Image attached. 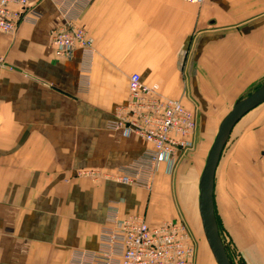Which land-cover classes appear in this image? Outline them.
Masks as SVG:
<instances>
[{"label": "crops", "instance_id": "obj_1", "mask_svg": "<svg viewBox=\"0 0 264 264\" xmlns=\"http://www.w3.org/2000/svg\"><path fill=\"white\" fill-rule=\"evenodd\" d=\"M35 12L16 34L0 33V264H101L92 257L113 210L194 232L199 194L189 201L171 176L197 173L198 133L173 167L158 165L150 187L132 186L111 175H146L151 148L109 124L133 73L200 124L260 88L264 0H43ZM67 23L87 30L92 57L57 55L51 33ZM214 202L237 252L264 264V103L232 130Z\"/></svg>", "mask_w": 264, "mask_h": 264}, {"label": "built area", "instance_id": "obj_2", "mask_svg": "<svg viewBox=\"0 0 264 264\" xmlns=\"http://www.w3.org/2000/svg\"><path fill=\"white\" fill-rule=\"evenodd\" d=\"M43 0H0V33L14 35L22 23H33L35 6ZM202 5L210 0H183ZM51 43L58 56L70 58L77 50L92 57L93 40L82 26L68 24L53 30ZM129 100L116 108L109 127L135 134L150 146L143 166L146 175H111L124 185L143 182L150 187L160 163L174 166L195 148L196 112L181 100L165 98L158 84H147L139 73L129 77ZM143 176V177H142ZM101 232V251L92 258L101 264H195L197 245L188 225L180 220L149 224L144 216L121 218L113 210Z\"/></svg>", "mask_w": 264, "mask_h": 264}, {"label": "water", "instance_id": "obj_3", "mask_svg": "<svg viewBox=\"0 0 264 264\" xmlns=\"http://www.w3.org/2000/svg\"><path fill=\"white\" fill-rule=\"evenodd\" d=\"M262 103H264V84L234 105L219 126L199 181V213L202 228L217 264H232L220 234L215 211L214 190L217 169L234 127L245 115Z\"/></svg>", "mask_w": 264, "mask_h": 264}, {"label": "rangeland", "instance_id": "obj_4", "mask_svg": "<svg viewBox=\"0 0 264 264\" xmlns=\"http://www.w3.org/2000/svg\"><path fill=\"white\" fill-rule=\"evenodd\" d=\"M252 92L247 93L243 96L247 97L248 95H250ZM234 106H232L231 108H229L228 110H218V109H214L211 112V118L209 119V121L211 120L212 122L210 123H198V139H199V143L201 146V160L200 163L198 162L199 166H198V170L197 173H195V171H189L188 174L186 175L185 178L183 179H179L178 178V174L177 172H174V176H171L172 179L175 181L182 182L183 183V188L184 191L186 193L185 198H187L189 201H191L193 199V194L196 193L197 196L199 194L198 191V183L201 177V172L206 164V160L209 154V151L215 141V138L217 136L218 130H219V126L222 122V120L224 119V117L232 110ZM181 185V183H180ZM196 196V197H197ZM195 201V199H194ZM218 224H219V229H220V234L222 237V240L225 244L226 247V251L227 254L229 256V259L231 261L232 264H247L246 260L243 258L242 254H240L239 252H237L238 248L236 246V244L233 242L232 238L230 236H228V234L226 233L225 230L221 229L222 222H219V219L217 218ZM194 228V232L192 231L194 237H195V241H196V245H197V254H196V262L195 264H217L213 254L209 248V245L206 241L204 232H203V228H202V223L198 217H196V225H193Z\"/></svg>", "mask_w": 264, "mask_h": 264}]
</instances>
